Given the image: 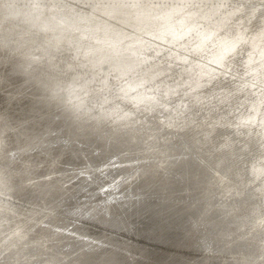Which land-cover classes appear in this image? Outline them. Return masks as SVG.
Wrapping results in <instances>:
<instances>
[{
    "label": "rangeland",
    "instance_id": "obj_1",
    "mask_svg": "<svg viewBox=\"0 0 264 264\" xmlns=\"http://www.w3.org/2000/svg\"><path fill=\"white\" fill-rule=\"evenodd\" d=\"M40 1L42 2L40 5L46 12L45 19H48L46 17H51V15H53L55 19H57V15H66V20L69 21L67 23L68 33L64 35L60 30L56 31L52 29L51 32L45 34H33L37 32L38 29L30 21H26L20 17L15 22L12 21L14 19H10L11 14L9 12H14L16 11L15 9H12V11L9 10V12L0 9V26L3 25L4 21H9L10 23L14 22L11 25H14L15 30L13 33L3 32L5 34L4 38L0 35V59L2 62V65H0V84L4 82L5 86L9 88L12 82L8 79V71L6 69L9 64L8 61L10 60L9 56L18 55V58L25 59V57L29 56L31 53V50L25 48L27 43H24L27 41L23 40L24 42H21V36L25 33H32L33 38H30L29 41H34L39 44L43 43V41L47 39L46 37L50 38L48 39L49 41H57L56 49L51 51H56L57 53L58 51H64L67 54L69 53L70 57L60 54L54 57L53 60L49 54L51 51H48L47 57L52 59L53 62H51V64L56 69L55 71L57 74H55L54 79H50L48 74L47 76L40 74L38 80L41 81L48 78V82L51 80L54 81L55 79L61 82L62 79H72L71 81H65V87L68 85L67 87L70 89L71 87L85 88L81 94H85L86 98L91 101V107L89 106V113H86L85 109H83V112H78L85 114L79 115L82 117H88L91 114V116L95 117L98 121L103 118L107 120L109 117L108 115L107 117L105 116V104L113 101V105H110L108 109L114 114L120 113L118 115H113L117 116L116 121H118V125H112L111 119L109 118V128L107 127L108 130L107 128L104 130H107L109 133L108 137L111 139V142H117L118 144L113 145L112 149L109 151V160L99 166L88 164V162L91 161L89 155H91L92 150L91 148L84 147L83 143H81L77 146V149H79L78 155L81 159L86 160L85 162L67 164L63 166V168L57 167L43 173L27 174L20 183L21 186L24 185L23 187H25V189H30L32 187L31 185L35 187L33 189H36V185L56 177H59V183H61L62 186L61 190L59 188L56 189L52 186L53 183H51V185L46 187V189L48 188V193L40 197L38 201L29 200V197L22 193V190H19L20 187L18 188L13 185L12 181H14V177L10 173L15 174V176L19 175L20 171H16L17 168L14 167L15 165L23 167V170L37 169L42 165H46L45 160L52 152V139L50 136L45 135L49 132L48 127H43L36 134L29 136L26 132L31 130L32 127L19 131L22 125L20 126L16 124L17 122L8 121L9 113L12 110L11 108L16 105L14 100H10L21 95L23 90H25V86L14 90L9 88L11 91H2L0 93V182L4 180L8 185V187H1L3 191H0V213L4 214V216L0 218V264H44V260L47 261V264H94L95 261H83V259L79 261L78 258H76L75 261L74 256L69 257V254L67 255L63 252V248L66 247V245L63 246V239L66 240V242L70 240L71 242L75 240L76 242H80L83 240L85 243L84 245H86L91 243V240L79 235L78 231L93 234V232H95L94 229H96L97 226H101L97 222L93 223V221L87 218L90 217V214H70L66 211L72 206V203H76L71 201L74 192H82L87 189L85 196L81 199L84 200L81 202L82 205H78L77 207L82 208L84 212L95 211V209H99L104 203L96 205L97 201L88 200V194L91 195L92 193L89 188L93 189L97 187L100 194L106 193L107 195L105 197L108 204L110 203L109 200L119 204L125 198L134 199L131 192L126 193L127 189L125 186L128 185L127 187L130 188L137 178H142L139 173L142 169H145L143 167L146 166L147 163H152L148 164L151 165L149 170L154 172L152 170L154 167L163 165V161H166V164H168V160L174 156L186 158L191 155H198L199 157L197 158L203 161L205 157L208 158L210 157L209 155L215 153L213 152V148L223 143H230L232 145L230 152L232 159L229 161L232 166L229 167V171H225L220 166L215 165H210V167H208L207 164L206 166L209 169L207 167L206 169L211 173L210 175L214 181L219 182L220 191H230L231 193L235 191L236 193L242 192L243 197H245V202H243L242 206L245 207L250 204V201L247 200L249 197L244 194L249 189V187H247L249 180L246 179L245 171L252 166V169L256 173L255 176H258L264 171V166L262 165V163L264 164V156L262 154V149L264 148V139L262 140V136H264V126L260 127L258 125L256 127L257 132L251 136V140L244 138L243 134L239 135L238 133L240 132L236 131L237 129L235 126V123H237V120L235 121L236 116L232 117L236 112H232L230 115H228L227 112L230 108H235L237 111L235 106L238 105L240 101L246 100L247 97H240L239 95L234 96L232 99V96L227 95H233L235 92L234 89L240 87L243 88V90L253 89L252 94L256 95L261 93L264 97V88L259 87L262 80H260L258 85L254 86L252 85L253 82L251 85L249 84L250 79L247 80L243 77V75H245L244 63L246 58L250 55L249 52L252 50L253 52L257 51L256 47L253 49V44H250V42L259 38H264V0H190V3H186L184 0L182 4H176L173 0H142V2L139 0L140 3L144 4L142 6L144 14L155 18L156 26L149 30L146 36L136 37L129 31L131 29L129 27H123V24L120 28L121 33L123 32L121 37L119 36L120 38L118 35L113 38L114 31L111 30L120 27L118 21L115 22L114 19L107 18L110 14L108 11L105 12L107 7L109 8L112 6V0H106L107 4L101 3L100 1L92 3L91 1L93 0ZM32 2L33 0H0V6L5 3H12V5H16L19 9V6ZM128 4L130 3L126 2L123 5L127 7ZM34 7L36 6H31L28 11ZM115 12V16L128 19V15L121 11H111V14ZM217 12H219L218 15ZM168 14H174L177 17V25H172L173 28L170 31L163 32V27L167 25V22H163V20L167 18ZM43 22L42 20V23ZM203 22L206 23L204 24ZM193 24H195L196 27H203L205 32L210 35L208 40H203L199 43L201 48L198 51L193 49L195 45L193 41L195 39L200 40V34H202L203 31H194L192 27ZM179 25L180 30H175ZM217 25H219V28H217ZM93 27L98 30L97 33L94 32ZM187 28L190 29L189 33L183 31ZM73 29H77L80 32L73 31ZM157 29H161L160 31L165 34L159 37L156 36L155 32ZM90 35L93 36L92 39L89 38ZM27 36L30 35L27 34ZM52 41L50 43H53ZM179 41L180 47H177ZM75 43L77 45H75ZM231 44H233L232 49L228 54H234L238 46L243 45L247 46V48L240 51L235 57H229L228 59L224 58L220 63H213L212 57H217L221 54V52L217 53L218 49L216 48H218L219 45L223 47ZM15 48L17 49L15 50ZM260 49L261 52L264 48L261 47ZM44 52L47 53V51ZM178 54L187 57V63H180L178 58L174 56ZM33 56L35 55H32V57ZM120 59H122L120 63L123 65L119 63L115 66V63L120 61ZM132 60L141 61L142 66L137 70L139 78L131 79L128 84L127 82H123V71H126L127 67L132 66L130 63ZM105 61L110 62L109 67L105 69L102 68V71L98 69L96 74L97 78H93L92 80L91 77L95 75L91 74V72L100 68L102 64L106 63ZM124 64L128 66L125 67ZM20 65L19 63V66ZM182 67H186V69L198 68L199 74L196 76L197 80L192 82L187 79L184 74L189 71L181 69ZM168 68L169 70H167ZM30 69L28 70L30 71ZM165 69L167 72L169 71L166 76L163 75ZM90 74L92 75L91 77ZM216 74H218L216 83L210 84L197 95L203 100V105L200 109L182 113L180 108L181 106L187 105L188 101L180 95H177L165 103L162 101V99L165 98L164 96H169L171 92L176 93L182 84H189L192 89H195L200 87L202 83V80L200 82L199 79L203 77L209 79ZM130 75L134 76L137 75V73L133 71ZM145 76L150 77L147 78ZM163 76L165 77L163 78ZM78 78L79 83L75 82ZM89 84L90 86L87 87ZM122 84L130 85L131 87L137 85L139 88L136 90L138 93L137 97L123 99L121 93L116 92L119 89L117 87ZM139 91L147 92L151 98L146 95L141 96L142 99L139 100ZM254 95L248 96V100L250 101L254 98ZM82 97L84 96L79 95L78 98H76L75 104L84 106ZM224 97L228 99L231 98L228 103V105L230 104L229 106L219 104V100ZM154 100L168 108L169 110L167 113H158L154 115L141 114L137 117L138 120L134 121L133 115L138 113L139 105H143L149 108V110H152L153 107L156 106V103L153 102ZM119 101L128 103L131 108ZM82 106L78 108H83ZM113 106L119 109L115 110ZM135 108L137 109L134 110ZM177 110L178 112H176ZM124 112L127 113L129 123L126 121L123 122L124 120L121 113ZM173 112H175L174 115H172ZM238 112L240 111H237V113ZM255 112L257 113L258 111L256 110ZM36 118L37 117L32 119L34 121L32 125L37 123L35 120ZM240 119L241 120H238V122L241 123L244 122V120L253 121L255 119L258 121L261 120V116L255 117L249 115L245 117L240 115ZM32 120L27 121V119H24L22 122H32ZM217 124L220 126L227 125V128H224L225 130L221 132L214 130L210 134L207 131L209 130L208 128H203L209 125L210 128H215ZM185 126H190L189 129L191 128L189 136L185 133L179 135H177V133H165L171 128L179 129ZM96 129H98V127H96ZM124 129L128 132H124L121 136L126 135L131 137L132 135L141 138L143 139L140 143L141 145L130 147L128 146V140L118 139L117 141V137L119 136L117 133L121 134ZM160 129H162V132H160ZM194 131H196V133L191 137ZM23 133L27 134L26 140L20 139L25 136ZM152 133L156 134L154 136L158 139L155 143L153 140H149L154 139ZM233 133L235 136H233ZM148 136L149 138H147ZM259 136L260 140H258ZM80 137L81 140H85L83 136ZM205 138L208 142L202 146L201 140H206ZM159 139L162 140L159 141ZM138 141L140 142V140L137 139L135 143ZM196 142L202 149V152L199 150L200 153L192 154ZM39 144L43 145L37 148ZM47 144L49 146L45 148L44 146ZM92 146H94L93 149L97 151L101 147L98 146V148L97 145ZM176 146L180 149L179 153L175 150L177 148ZM240 150L241 152L239 153ZM203 152L206 154L204 155ZM141 154L143 157L139 156ZM57 158L59 157L54 158V160H57ZM5 159L7 160L6 164H11L13 166L4 165ZM87 159L89 161H87ZM54 160L52 159L49 163L52 164ZM260 163L261 165H258ZM169 170L170 168L165 171L167 172ZM236 173L239 174V182L235 180ZM172 174L174 173L172 172ZM71 176L76 177L71 180V183H68L67 181ZM9 187L11 188L8 189ZM20 189H22V187ZM252 191L256 193V196L253 200L255 202L252 200L251 202L255 203V206L258 207V212L253 221L254 226L251 228H254L255 225H260V232L261 229L264 230V175L260 181L254 184ZM258 192L261 193V196ZM210 196H212V193H210ZM67 197H69V200ZM219 197L221 198V196ZM224 201H222V203ZM228 201H230L229 205L234 208L236 216H239L238 214L241 213V202ZM86 203L87 206H84ZM226 203L227 202H224V204ZM122 212L123 211L120 209L112 206L107 209V214L112 217L111 219H116V221L123 219ZM104 228L113 233L116 232L110 234V236L104 235L106 237L104 239L105 243L108 237L114 236L113 238L115 240L112 238H109V240L117 245V247H123L117 250L119 253H124V257L127 258V261L130 260L129 264H141L144 262V259L139 255L141 253L134 249L139 247V236L133 234L132 231L121 232L109 228V226ZM262 233L264 232L259 233L256 240V244L262 246L258 249V251L261 252L263 250V245L260 241ZM120 234H125L127 237ZM57 235L59 238H62V240H57ZM115 237H120L121 239L117 238L119 239L118 241ZM166 242L167 244L155 242L152 243L155 245L147 246L153 250H151V255H149L152 259L146 260L153 263V259L158 258L160 253L167 254L165 250L183 251L181 247L175 248L170 245L171 243L169 242L171 241ZM228 243L229 245L236 244L235 240H231V242L229 241ZM9 245H13L16 250L6 252ZM111 247L109 243L103 244V253L101 254L102 261L108 260L110 255L113 259L120 257L119 253L116 252V254H110L112 252L108 251L107 248ZM207 247H209V245ZM159 248H164L165 250ZM206 250L205 253L212 257H214V255L218 256L220 254L224 256L226 254L225 256L232 258L231 260L222 258L224 263L234 260L241 263H250L244 259L256 258L246 253L249 248L245 249L247 251L238 249L236 252L220 251L217 253L209 248ZM48 258L49 260L53 258V262L48 263L50 262L47 260ZM257 258L258 260H264V255H259Z\"/></svg>",
    "mask_w": 264,
    "mask_h": 264
},
{
    "label": "water",
    "instance_id": "obj_2",
    "mask_svg": "<svg viewBox=\"0 0 264 264\" xmlns=\"http://www.w3.org/2000/svg\"><path fill=\"white\" fill-rule=\"evenodd\" d=\"M97 1L107 4L106 0H93L91 2L96 3ZM137 1L138 0H134L133 2L132 0H129V3H138ZM121 2L122 3L120 4L123 7V10L119 11H124V13H126L125 11H127L131 14H126L133 17V13L135 11L133 9H131L130 11L127 9V7H124L123 4L126 2V0ZM218 14L219 12H217V15ZM203 23L205 24L206 22ZM93 30L95 33H97L98 31L96 30V28H94ZM175 30H180V28H177ZM73 31L80 32L77 29H73ZM92 37V35L89 36V38L91 39ZM75 45L77 44L75 43ZM246 48L247 46H238L236 48V52L234 54H228L225 59H228L229 57H235L238 53H240V51L245 50ZM31 52L35 56H27L25 57V59L18 58V55H13L11 57L9 56V64L6 67L8 71V79L12 81L9 88H11V90H14L23 88L22 86H25V90H23V93H21V95H18L10 100H14L16 105L15 107L11 108L12 110L9 113L8 121L17 122L16 124H19L20 126L22 125L19 131H23L27 128L30 129V127H32L31 130H28V132H26L29 136L36 134L43 127H48L49 132H47L45 135L50 136L52 139V152L47 156L48 158H46L45 160L46 165H42L37 169L30 170H23V167H18L15 165L14 167L17 168L16 171H20L19 175L15 176V174L13 173L10 174H12V176L14 177V181H12L13 185L18 188L22 187V189L19 188V190H22V193L26 194V196L29 197V200L38 201L40 197L48 193V188L46 189V187L51 185V183H53L52 186H54L56 189L59 188L61 190L62 186L61 183H59V177L36 185V189H33L35 188L33 187V185H31L32 187L30 189L28 187H26L28 189H25V187H23L24 185L21 186L20 183L24 180L27 174L43 173L53 170L57 167L63 168V166L67 164H79L85 162L86 160L81 159L78 155L79 149H77V146H79L81 143H83L84 147H87L89 149L91 148L92 150L91 155H89L91 161L88 162V164H95L99 166L109 160V151L112 149L113 145H117L118 143H112L111 139H109L108 137L109 133L107 132V130L109 128V118L107 120L103 118L102 120L98 121L97 119H95V117H92L91 114L88 117L79 116L85 115L82 113H78L83 112V109L86 110V113L90 112L88 109L91 107V101L86 98L85 94H81L85 88L71 87L70 89L69 87H67L68 85H66L65 87V81H71L72 79H62L61 82L56 81V79L54 81L51 80L48 82V78L45 79L47 81L38 80L40 74H43L44 76H47L48 74L50 79H54V76L57 73L55 71L56 69L51 64V62H53L52 59L54 60V57L60 54L70 57V54H67L64 51H58L59 54L56 51H51L49 52L50 57H52L51 59L47 57L48 51L46 53L40 48L32 49ZM121 61L122 59L115 63V66H117ZM19 63L21 64L20 66ZM0 65H2V62L0 63ZM109 65L110 62H106L102 64L100 68L92 71L91 74L95 75L92 76L90 74V77L92 76V80L93 78H97L96 74L98 69L102 71V68H108ZM27 68H31L30 71ZM167 70H169V68ZM262 70H264V68ZM168 72L165 69L163 75L166 76ZM196 75L197 74L192 75L189 80L192 82L197 80ZM165 76H163V78ZM217 79L218 74L213 75L209 79L201 78L199 79L200 82L202 80L200 87L195 89H192L189 84H182L178 88L179 90L176 93L171 92L169 96H164L165 98H163L162 101L165 103L173 99L177 95H180L182 98L184 97L186 98V101H188L187 105L181 106L180 110L182 113H187L191 110H198L203 105V100L197 96L198 93L210 84L216 83ZM78 80L79 78L76 79L75 82L79 83ZM89 86L90 84L87 87ZM9 88L6 87L3 82L2 84H0V93L2 91H11L9 90ZM79 95L84 96L82 97L84 106L75 104L76 98H78ZM234 96H239V93H237V91L234 92L233 97ZM225 100L226 99H220L219 104L222 105ZM121 103H124L126 106L131 108L128 103ZM79 106H82L83 108H78ZM138 108L139 111L134 116L135 118L139 117V115L141 114L154 115L158 113H167V111L169 110L159 103H156V106H154L152 110H149V108H146L143 105H139ZM136 109L137 108H135L134 110ZM176 112H178V110ZM174 113L175 112H173L172 115H174ZM35 117H37L35 119L37 123H34V125H32V123L34 122L32 119ZM24 119H27V121L32 120V122H22ZM256 122L257 121L247 125L245 123L242 124L241 122L237 121V123H235V126L240 131L242 130L246 132V134L243 133L244 138L251 140V136L254 133H249L248 130L252 128V126L255 125ZM257 125L261 126L259 123H257ZM226 126L227 125H221L217 126V128L223 129L227 128ZM96 127H98V129H96ZM106 128L107 130H104ZM214 130L215 129L213 128L207 131L210 134ZM124 132L128 131L124 129L121 134L117 133L119 135V138L117 137V141L118 139L128 140V146L130 147H136V145L139 146V144L143 140L132 135L131 137L126 135L121 136ZM160 132H162V129H160ZM23 134L25 136L20 139L26 140L27 134ZM80 136H83V139L85 140H81ZM137 139L140 140V142L138 141L137 143H135ZM263 139L264 136H262V140ZM149 140H153L155 143L158 139L154 137V139ZM161 140L162 139H159V141ZM258 140H260V136L258 137ZM201 141L202 146L208 142L207 139H203ZM92 145L101 147H98L99 149L97 151L93 149L94 146ZM48 146L49 145L47 144L44 147L48 148ZM176 147L177 148L175 150L177 153H179L180 149L178 146ZM231 148L232 145H229L228 143H223L220 146L213 148V152L215 153L213 155H209L210 157L208 158L205 157V159H203L204 162L200 161L197 158L199 157L198 155H191L186 158L174 156L167 162L169 165L168 167L171 170L167 172L161 171L160 169L157 173L151 172V170H149L151 168V165L148 164L152 163H147V165L143 167L145 169H142L143 171L141 170L139 173L142 178H137L133 185L131 184L132 186H130V188L126 190V193H132L133 196H131L134 197V199L125 198L119 204H116L112 200H109L110 203L108 204L105 197L107 195L106 193L100 194V191L97 190V187L93 189L89 188L92 193L91 195L88 194V200L97 201L96 205H101L104 202L99 209H95V211H92L94 213L90 211L84 212L82 208H77L78 205H82L81 202L84 200L81 199H83V196H85V192L87 191V189L82 192H74L71 201H74L76 203H72V206L66 211L70 214H90V217L87 218L93 221V223L97 222L101 226H97L96 229L98 230L94 229L95 232H93V234L78 231L79 235L87 237L91 240V243H88L86 245H84L85 243L83 240L80 242H76V240L72 242L71 240L69 242H66V240L63 239V246L66 245V247L63 248V252H65L67 255L69 254V257L74 256L75 259H83V261L90 260L91 262L95 261L94 264H129L130 260L127 261V258L124 257V253H119V251L117 250L118 248L123 247H117V245L109 240V238L114 239V236L107 238L106 243H110V245L112 246L111 248L107 249L112 252L110 254L119 253L120 257H116L115 259H113L110 256L108 260L102 261L101 254L103 253V244H106L104 241L106 237L104 235L110 236V234L116 233H113L104 228L109 226V228H113L121 232L132 231L133 234L139 236V247H136L134 249L135 251L141 253L139 255H141V257L144 259V262H142L141 264H221L218 261L216 262V260L219 258H225L228 260L232 259L229 256H225L226 254L224 256L220 254L218 256L214 255V257L209 254L207 255V253H205V251H207V248L215 253L220 251L236 252L238 249H240L241 251H247L245 249L249 248L246 253L256 257L254 259H244L245 261H248L250 263H241L236 262L237 260H234L227 261L224 264H264V260H258L257 258L259 255H264V251H258V249L262 246L256 244V239L258 238L259 233L264 231L261 229L259 232V229H257V231L255 229H251V231L248 233L244 232L245 228L254 226L253 221L257 216L258 207L255 206V203H253L255 202L253 200L256 196V193L252 191V188L254 187V184L261 180L264 175V171H262L258 176H255L256 173L252 169L253 166L247 168V170L245 171L246 179L249 180V183L247 185L249 189L244 194L249 197V199L247 200L250 201V204L244 207L242 206L243 202H245L243 193H236V191L234 193H231L230 191H220L221 189L219 187V182L213 181V178L210 175L211 173L206 169L207 164L208 167H210V165H215L222 167V169H224L225 171H229V167L231 166V163H229V161L232 159L230 153ZM199 150L202 152V149L196 142L195 148H193L194 152H192V154L200 153ZM240 152L241 150L239 151V153ZM203 154L205 155L206 153L203 152ZM262 154L264 156V148L262 149ZM58 156L59 158H57V160H54L52 164L49 163V161ZM139 156L143 157L142 154ZM4 161V165H8L6 164L7 160L5 159ZM87 161L89 160L87 159ZM258 165H261V163ZM262 165L264 166L263 163ZM8 166L13 165L9 164ZM172 172L174 174H172ZM238 175V173L235 174L236 182L240 181ZM147 181L150 183L148 186L145 185ZM144 186H147L145 190ZM210 193H212V196H210ZM258 194L261 196L260 192H258ZM219 196H221V198ZM67 199L69 200V197H67ZM228 200H231L233 202H241V213L238 214L239 216H236L234 208L229 205L230 201ZM251 200L253 202H251ZM222 201L227 203L224 204V202L222 203ZM220 203L222 204L219 205ZM84 206H87V203ZM110 206L121 209V211H123L121 213L123 219L120 220V224L114 221L116 219H111L110 215L107 214V209ZM137 215L138 223H133ZM2 216H4V214L0 213V218ZM131 223L133 225L132 227L130 226ZM120 235L126 236L125 234ZM261 237H264V233H262ZM115 238L117 239L120 237ZM56 239L62 240V238H59L58 235ZM117 240L119 241V239ZM231 240L238 241L237 245H229L228 242ZM166 241H171L169 242L171 243L170 245L175 248H183V251H171L165 250L164 248H159L164 249L165 253L167 254L160 253L158 258L153 259V263L147 261L146 259H152L149 255H151V250H153L148 248L147 246L155 245L152 244L155 242L160 244H167ZM207 244L210 246L207 247ZM205 260L208 262H205Z\"/></svg>",
    "mask_w": 264,
    "mask_h": 264
},
{
    "label": "bare ground",
    "instance_id": "obj_3",
    "mask_svg": "<svg viewBox=\"0 0 264 264\" xmlns=\"http://www.w3.org/2000/svg\"><path fill=\"white\" fill-rule=\"evenodd\" d=\"M9 1V0H8ZM12 1V0H11ZM23 1V0H22ZM31 1V0H30ZM121 1H124V0H112V6L111 7H107L106 9H105V12L106 11H108V13L110 14L109 15V17H107V18H111V19H114L115 20V22L116 21H118V25L120 26V27H118V29H111L112 31H114V34H113V38H115L117 35H118V37L120 36L121 37V34L123 33H121V25H126V26H124L123 25V27H129L131 30H129V31H131V33H132V35H134V36H136V37H139V36H146L148 33H149V30H151L152 28H154L155 26H156V22H155V18L154 17H151V16H147L146 14H144V9H143V3H140L139 2V0L137 1L138 3H134V4H128V6H127V9L128 10H130L131 11V9H133L135 12L133 13V17H131V16H128V19H122V18H119V17H117V16H115L116 15V12L114 13V14H111V11H119V10H123V7L121 6V4L120 3H122ZM129 2V0H126V2ZM133 2H134V0H132ZM157 1V0H156ZM183 1L184 0H173V2L174 3H176V4H182L183 3ZM190 0H185V2L186 3H188ZM125 2V3H126ZM14 3V2H13ZM42 2L40 1V0H33V2L32 3H27V4H25V5H21V6H19V9L17 8V6L16 5H12V3H5V4H3V5H1L0 6V9L1 10H3V11H5V12H9V10H11L12 11V9H15L16 11H14V12H9L11 15V18L10 19H14V20H12V21H16V20H18V18L20 17V18H23L24 20H26V21H30V22H35V23H32L35 27H37V32H35V33H33V34H45V33H47V32H51L52 31V29H54V30H56V31H61L62 33H64V35L65 34H67L68 33V28H67V23L69 22V21H67L66 20V15H62V14H60V15H57V19H55V18H53V15H51V17H46V18H48V19H45V15H46V12H45V10H44V8L40 5ZM31 6H36V7H34L33 9H31L30 11H28L30 8H31ZM25 8V9H24ZM121 12H123L124 13V11H121ZM126 13H128V14H131V13H129V12H127V11H125ZM135 14H136V16H135ZM3 20V19H2ZM42 20L44 21L43 23H42ZM177 17L174 15V14H168L167 15V18H165V20H163V22L164 21H166L167 22V25H165V27H163L164 28V31L163 32H168V31H170L173 27H172V25H177ZM13 22V23H14ZM181 22V21H180ZM13 23H10L9 21H4L3 22V25L2 26H0V35L4 38V36H5V34L3 33V32H9V33H13V32H15V30H14V25H11V24H13ZM181 24H182V22H181ZM221 24H223V23H221ZM21 26H22V24H21ZM89 26V25H88ZM192 27L194 28V31H197V32H199L200 30H202L203 31V33L202 34H200V40H197V39H195L194 41H193V43L195 44L194 45V47H193V49L195 50V51H198L200 48H201V46H199V43H201L203 40H208L209 39V34L207 33V32H205V29L203 28V27H200V26H197L196 27V25L195 24H193L192 25ZM89 28V27H88ZM94 28V27H93ZM177 28H180V25L179 26H177ZM217 28H219V25H217ZM30 29V28H29ZM90 29V28H89ZM92 29V28H91ZM162 29V28H161ZM161 29H157L156 30V36H161L162 34H165V33H163L162 31H160ZM153 31V30H152ZM151 31V32H152ZM185 33H189V31H190V29L189 28H187V29H184L183 30ZM237 32V31H236ZM260 33V32H259ZM258 33V34H259ZM27 34L28 35H30V36H27ZM144 34V35H143ZM21 35H22V33H21ZM12 36V35H11ZM22 37V40H21V42H24L23 40H26L27 42H25L24 44H26V46H25V48L26 49H29V50H32V49H36V48H40L41 50H43V51H45V50H47V51H51V50H55L56 49V47H57V41L56 42H54V41H52L53 43H50L51 41H49L48 39H50L49 37H46L47 39H45L44 41H43V43H41V44H39V43H36V42H34V41H29V39L30 38H33V35H32V33H25L23 36H21ZM119 37V38H120ZM190 37H191V35H190ZM264 37V36H263ZM8 39V38H7ZM37 39H40V38H37ZM1 41V40H0ZM253 44V49H254V47H256L257 48V51H255V52H253V50L251 51V52H249L250 53V55L246 58V61H245V63H244V69H245V72H244V74L245 75H243V77H244V79H247V80H249V84L251 85V83H252V85H258L259 83H260V80H262V83L261 84H259L260 86L259 87H262V88H264V70H262L263 68H264V49H263V51H261L260 52V48L261 47H263L264 48V38H259V39H257V40H253L252 42H250V44ZM114 44V43H113ZM232 45L233 44H231V45H226V46H223V47H221L220 45L218 46V48H216V49H218V51H217V53H219V52H221V54L219 55V56H217V57H212V62L213 63H220V62H222V60H224V58H225V56L230 52V50L232 49ZM3 47V46H2ZM177 47H180V41L178 42V45H177ZM14 48V47H13ZM18 48V47H17ZM17 48H15V50L17 49ZM2 49V48H1ZM179 49V48H178ZM260 49V50H259ZM247 53V52H246ZM195 54V53H194ZM33 55V53L31 52L30 53V55L29 56H32ZM175 57H177L178 58V61L180 62V63H187V57H184V55H182V54H178V55H174ZM1 57V56H0ZM125 58V57H124ZM106 62V61H105ZM130 63L132 64V66H130V67H127V69H126V71H123L124 72V81L123 82H127L128 84H129V82H130V80L131 79H135V78H139V73H138V71L137 70H139L140 69V67L142 66V62L141 61H136V60H132V61H130ZM129 63V64H130ZM128 64V63H127ZM185 65H187V64H185ZM218 65V64H217ZM126 66H128V65H125V67ZM124 67V66H123ZM181 69H186V67L185 68H181ZM187 71H189L188 73H185L184 75H186V77H187V79H189L192 75H194V74H199V69L197 68V69H191V68H187L186 69ZM260 70H262V71H260ZM136 72L137 73V75H134V76H132V75H130L132 72ZM203 73V72H202ZM201 74V73H200ZM204 74V73H203ZM196 75V76H197ZM200 76H202V75H200ZM211 76V75H210ZM253 76V77H252ZM145 77H147V76H145ZM148 77H150V76H148ZM147 77V78H148ZM162 77V76H161ZM160 77V78H161ZM242 77V76H241ZM184 78V77H183ZM197 78V77H196ZM199 78V77H198ZM143 79H144V77H143ZM186 79V80H187ZM202 79H206V77H203ZM208 79V78H207ZM136 80H138V79H136ZM141 81V80H140ZM167 82V81H166ZM188 82V81H187ZM162 87H166V86H162ZM117 88H119L116 92H119V93H121V95H122V98L123 99H127L128 97H131V98H136L137 97V95H138V93H137V91L136 90H138L139 88H138V86L137 85H135L134 87H131L130 85H119V87H117ZM245 88V87H244ZM11 89V88H10ZM135 90V91H134ZM232 90V89H231ZM114 91H115V89H114ZM113 91V92H114ZM234 91L236 92L237 91V93H239V95H240V97H247L246 98V100H242V101H240L239 103H238V105H236L235 107H236V109H237V111H240V112H238L237 113V111L235 110V108H230V109H228L229 111L227 112V114L228 115H230V114H232V112H236L235 113V115H232V117L233 116H236L235 117V121L237 120H241L240 119V115L241 116H245V117H247V116H249V115H253V116H255V117H259V116H261V120H258L257 122H256V124L255 125H253L252 126V128H250L249 130H248V132L249 133H256L257 132V123H259L261 126L260 127H263L264 126V122H263V119H264V97H263V95L260 93V94H256V95H254V94H252L253 92V89H244L243 90V88H235L234 89ZM9 93V92H8ZM148 96L149 98H151L150 96H149V94L147 93V92H143V91H139V100L140 99H142V97L141 96ZM166 95V94H165ZM250 95H254L255 97L254 98H252L250 101L248 100V96H250ZM227 96H232V99H233V95H227ZM221 99H226L225 100V102L223 103V105H225V106H227L228 105V103L230 102V99H228V98H221ZM112 101V100H111ZM154 103H157V101L156 100H154L153 101ZM110 105H113V101L112 102H107L106 104H105V109H106V117H107V115H108V117L111 119V123H112V125H118V121H116V117L117 116H113V115H118V114H120V113H118V114H114L112 111H110L109 109H108V107L110 106ZM230 105V104H229ZM228 105V106H229ZM258 107H259V110H258ZM113 108L116 110V109H119V108H117V107H115V106H113ZM232 109V110H231ZM230 110H231V113H230ZM258 111L257 113L255 112V111ZM110 114H112V115H110ZM110 115V116H109ZM121 115L123 116L122 118H123V120L124 121H126V122H128L129 123V120H128V116H127V113H121ZM186 115V114H185ZM227 115V116H228ZM133 116H135V115H133ZM229 117V116H228ZM231 117V116H230ZM133 120L134 121H137L138 119L137 118H135V117H133ZM243 121V120H242ZM256 120L254 119L253 121H245L244 120V122H242V124H251V123H254ZM223 123V122H222ZM217 126H220V125H216L215 126V130L216 131H219V132H221L222 130L224 131L225 129L223 128V129H219V128H217ZM189 127L190 126H185V127H183V128H179V129H176V128H171L169 131H167V132H165L166 134H168V133H175L176 134V132H177V135H179V134H182V133H185L187 136H189V134H190V130H191V128L189 129ZM186 128V129H185ZM203 128H208V129H213V128H210V125L209 126H205V127H203ZM264 128V127H263ZM175 129H176V131H175ZM236 131H238V132H240V133H238L239 135H241V134H245L246 132H244V131H240L237 127H236ZM114 130H115V128H114ZM171 131V132H170ZM197 131V130H196ZM196 131H194L193 133H192V135H191V137H193L194 135H195V133H196ZM264 133V132H263ZM153 134V136L154 135H156V134H154V133H152ZM151 134V135H152ZM253 135V134H252ZM233 136H235L234 135V133H233ZM155 137V136H154ZM147 138H149V136L147 137ZM43 144H39V146L37 147V148H40V146H42ZM229 145H231L230 143H229ZM242 146H244V145H242ZM44 148V147H43ZM2 157H3V155H2ZM59 157V156H58ZM53 160H54V158H53ZM163 165H159L158 167H154L152 170L154 171V173H157L158 171H159V169L161 170V171H165L166 169H168V164H166V161H163V163H162ZM165 166H167V167H165ZM232 166V165H231ZM230 166V167H231ZM222 168V167H221ZM76 176H71L70 178H69V180L67 181L68 183H71V180H73L74 178H75ZM141 179V178H140ZM145 179V178H144ZM171 180V179H170ZM79 181H84V180H79ZM213 181H214V179H213ZM140 182H141V180H140ZM150 183L147 181V183L145 184V185H149ZM130 185V184H129ZM128 186V185H127ZM127 186H125L126 187V189H128V187ZM147 186H145L144 187V190H145V188L147 187ZM4 188V187H8V185H7V183L4 181V180H2L1 182H0V191H3L2 190V188ZM11 187H9L8 189H10ZM54 196V195H53ZM4 208V207H3ZM121 210V209H120ZM29 212V211H28ZM87 216V215H86ZM111 217V216H110ZM112 218V217H111ZM118 218V217H117ZM136 219H135V221L133 222V223H138V215L135 217ZM6 219V218H5ZM13 220V219H12ZM56 220V219H55ZM125 220H126V218H125ZM0 221H1V219H0ZM114 221H116V220H114ZM117 223H119L120 224V221H116ZM4 223V222H3ZM4 225V224H3ZM2 225V226H3ZM130 226L132 227L133 225H132V223L130 224ZM18 227V226H17ZM260 228V225H258V226H255L254 228H245V233H248V232H250L251 231V229L253 230V229H255L256 231H257V229H259ZM14 230V229H13ZM48 231V230H47ZM264 231V230H263ZM13 232V231H12ZM45 233V232H44ZM13 235V234H12ZM47 236V235H46ZM17 237V236H16ZM64 238V237H63ZM72 238V237H71ZM257 240V239H256ZM259 241V240H258ZM260 241H261V244L263 245V250H262V252L264 251V237H261V239H260ZM110 242V241H109ZM112 242V241H111ZM231 242V241H230ZM236 242V244L235 245H237V243H238V241H235ZM232 243H233V241H232ZM110 244V243H109ZM210 246V245H209ZM18 247V246H17ZM39 247V246H38ZM12 250H16V249H14V247H13V245H9L8 246V249L6 250V252H8V251H12ZM21 251V250H20ZM109 251V250H108ZM5 252V253H6ZM11 254V253H10ZM16 254V253H15ZM52 254V253H51ZM111 256V255H110ZM50 257H52V256H50ZM112 257V256H111ZM51 259V258H50ZM53 259V258H52ZM49 260V258L47 259V260H49L50 262H48V263H52L53 262V260ZM75 261H76V259H75ZM79 261H81V259L79 260ZM219 262V263H221V264H224V260L223 259H217L216 260V262ZM205 262H208V261H205ZM244 263V262H243ZM24 264V263H23ZM44 264H47V261H45L44 260Z\"/></svg>",
    "mask_w": 264,
    "mask_h": 264
}]
</instances>
